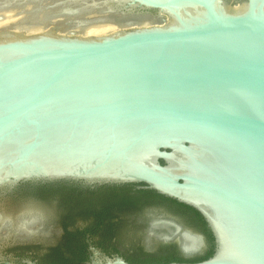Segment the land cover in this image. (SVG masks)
Instances as JSON below:
<instances>
[{"label":"water","instance_id":"water-1","mask_svg":"<svg viewBox=\"0 0 264 264\" xmlns=\"http://www.w3.org/2000/svg\"><path fill=\"white\" fill-rule=\"evenodd\" d=\"M6 11L24 16L0 27V264L41 226L5 194L47 181L142 184L195 210L212 254L168 264H264V0H0ZM158 207L149 234L198 256L188 215ZM93 251L86 264H129Z\"/></svg>","mask_w":264,"mask_h":264},{"label":"flooded vegetation","instance_id":"flooded-vegetation-1","mask_svg":"<svg viewBox=\"0 0 264 264\" xmlns=\"http://www.w3.org/2000/svg\"><path fill=\"white\" fill-rule=\"evenodd\" d=\"M141 185H83L68 181L26 182L5 194L14 203L12 211L23 209L41 218V226L24 239L11 238L8 251L17 255L15 264L31 261L44 264L47 255H118L129 264L146 257L180 254L174 242L149 234L150 225L164 218L156 202H144ZM165 204H163L164 206ZM166 206V205H165ZM198 255L212 248L206 232ZM156 233V230H154Z\"/></svg>","mask_w":264,"mask_h":264},{"label":"trees","instance_id":"trees-1","mask_svg":"<svg viewBox=\"0 0 264 264\" xmlns=\"http://www.w3.org/2000/svg\"><path fill=\"white\" fill-rule=\"evenodd\" d=\"M125 186H130L133 184H123ZM142 185V184H139ZM141 196L144 198V202L150 201V202H156L159 204H165L167 206H170L171 208H176L177 210H181L182 212L185 213V215H188V218L195 222L200 228H202L206 234L208 235L210 241L212 240V237L206 228V225L201 218V216L192 208L183 205L181 203H178L177 201L167 198L165 196H162L158 193H156L153 190L150 189H142L140 190ZM212 254V248H210L205 255H198L192 258H184L180 256L179 254H171V255H158L156 257H146L141 260H135L140 263H165L168 264L173 261L177 262H195V261H200L203 260L207 257H209ZM84 259L83 255H47L45 259L43 260L44 264H81V261Z\"/></svg>","mask_w":264,"mask_h":264},{"label":"rangeland","instance_id":"rangeland-1","mask_svg":"<svg viewBox=\"0 0 264 264\" xmlns=\"http://www.w3.org/2000/svg\"><path fill=\"white\" fill-rule=\"evenodd\" d=\"M15 14V11H8L6 14H5V16L4 17H9V19H11V22H13V21H16V20H18V19H20V18H22L23 16H24V14H21V15H19V16H16V15H14Z\"/></svg>","mask_w":264,"mask_h":264},{"label":"bare ground","instance_id":"bare-ground-1","mask_svg":"<svg viewBox=\"0 0 264 264\" xmlns=\"http://www.w3.org/2000/svg\"><path fill=\"white\" fill-rule=\"evenodd\" d=\"M8 11H6V12H4V16H5V14L7 13ZM3 16V18L0 20V27H2V26H4V25H6V24H9V23H11V19H9V17H4Z\"/></svg>","mask_w":264,"mask_h":264}]
</instances>
